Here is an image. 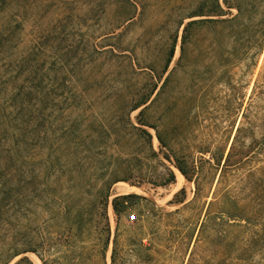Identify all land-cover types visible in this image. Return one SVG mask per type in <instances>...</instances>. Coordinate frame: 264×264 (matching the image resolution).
I'll list each match as a JSON object with an SVG mask.
<instances>
[{"label":"rangeland","instance_id":"1","mask_svg":"<svg viewBox=\"0 0 264 264\" xmlns=\"http://www.w3.org/2000/svg\"><path fill=\"white\" fill-rule=\"evenodd\" d=\"M203 1H1L0 264H264V45L181 59Z\"/></svg>","mask_w":264,"mask_h":264},{"label":"trees","instance_id":"2","mask_svg":"<svg viewBox=\"0 0 264 264\" xmlns=\"http://www.w3.org/2000/svg\"><path fill=\"white\" fill-rule=\"evenodd\" d=\"M232 8L237 12L233 13ZM197 14L206 18L187 24L181 59L192 44L199 47V57L212 56L224 72L239 60H245L247 68L256 66L264 45V0H204ZM263 85L264 78L260 86ZM157 135L164 144V136L159 131ZM258 247H264V234H253L239 249L251 255L250 251Z\"/></svg>","mask_w":264,"mask_h":264}]
</instances>
